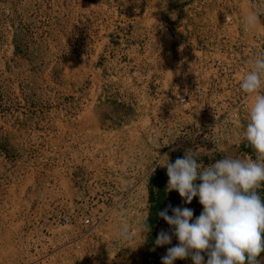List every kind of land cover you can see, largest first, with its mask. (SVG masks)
<instances>
[{"label": "rangeland", "instance_id": "obj_1", "mask_svg": "<svg viewBox=\"0 0 264 264\" xmlns=\"http://www.w3.org/2000/svg\"><path fill=\"white\" fill-rule=\"evenodd\" d=\"M192 1L0 0V264H155L178 244H155L161 224L138 230L142 182L159 153L174 162L200 142L164 130L158 91L147 100L86 92L168 88L178 44L167 30L191 22ZM249 1L264 12L262 0ZM116 95L132 100L114 104ZM180 113L173 104L170 118ZM235 143L197 158L241 157L246 143Z\"/></svg>", "mask_w": 264, "mask_h": 264}, {"label": "clouds", "instance_id": "obj_2", "mask_svg": "<svg viewBox=\"0 0 264 264\" xmlns=\"http://www.w3.org/2000/svg\"><path fill=\"white\" fill-rule=\"evenodd\" d=\"M261 15L264 13L250 11L244 19V30L255 31ZM240 88L246 94L245 103L251 102L243 139L255 158L225 156L205 166L198 160L197 151L186 150L174 162L167 160L163 165L169 178L165 191L178 192L185 204H191L198 197L203 210L195 219L194 210L188 207L169 204L158 212L169 230L162 229L155 244L170 245L173 237L178 240L161 257V264L188 258L194 264H262L259 257L264 253V197L261 195L264 190V53L251 61ZM138 230L151 231L148 218ZM119 236L125 242L133 239L127 223L122 224Z\"/></svg>", "mask_w": 264, "mask_h": 264}, {"label": "built area", "instance_id": "obj_3", "mask_svg": "<svg viewBox=\"0 0 264 264\" xmlns=\"http://www.w3.org/2000/svg\"><path fill=\"white\" fill-rule=\"evenodd\" d=\"M220 1L213 5L207 3L208 0H193L185 7V11L193 18L191 22H181L180 27L175 25L171 32L167 30L173 43L178 44L174 50L177 64L170 71L172 80L168 88H161V124L164 130L175 127L177 141L189 142L187 144L200 142L199 146L192 149L197 151V157L209 158L212 154L223 153L222 146L231 147L236 145L235 142L246 143L243 131L251 102L245 103L246 94L241 90L240 83L250 69L251 61L264 53V21L261 19L264 15H261L255 31L247 32L243 27L250 11L264 13L262 9H253L249 0ZM241 1H247L250 6L243 7ZM152 91L156 93L155 89ZM173 104L182 108V113L171 119ZM166 134L170 135L164 133L163 138ZM244 145L240 147L241 158L254 159V154L243 150ZM160 165L159 158L144 177L142 184L145 192L146 179ZM261 195L264 197V190H261ZM192 204H195L194 199L191 204H185L179 197L175 207L193 209ZM199 215L194 212V219ZM159 224L161 229L166 228L167 223L163 219L157 222V226ZM158 257L155 264H161L160 255ZM174 264L184 262L177 260Z\"/></svg>", "mask_w": 264, "mask_h": 264}, {"label": "crops", "instance_id": "obj_4", "mask_svg": "<svg viewBox=\"0 0 264 264\" xmlns=\"http://www.w3.org/2000/svg\"><path fill=\"white\" fill-rule=\"evenodd\" d=\"M184 12L186 13L185 10H184ZM156 38H158V37H156ZM129 43H131V42H129ZM152 90H153V88H94V90H89L86 93L89 94V96H90L94 92L96 94L97 100L100 98V95L101 96L103 95V98L101 97V100H104L107 93L113 94V95L119 93L120 95L125 94L128 97L129 96L131 97V96H135L136 93L142 92L143 94H145V99L147 100L148 99L147 94H150L152 92ZM156 91L161 92V88H156ZM117 98H119V97H117V95H116V97L113 98V103L115 102L114 104H119L120 102L124 103V102H122L124 100H126V102L128 103L132 100V99H124L122 97V99H118V101H119V103H118ZM253 156H255V154ZM159 157L161 159L160 167H158L156 171L150 173L148 178L145 181V184H146L145 204L147 207V212H146L147 218H149V216H150V211H151L152 206L156 205V203L158 201L159 188H163V192H164V197L162 198V201H161L162 210L164 208H166L169 204H171V205L175 204V203L177 204V201L179 200V197H180L176 191H171V192L165 191L169 178L167 176V169H166V167H163V165L167 162V160H169V158H168L167 154H162V153H159ZM149 170H150V168H149ZM149 170H148V172H149ZM157 173H159L161 175L162 181L157 179V177H156ZM151 197H153V200H154L153 202L150 200Z\"/></svg>", "mask_w": 264, "mask_h": 264}, {"label": "trees", "instance_id": "obj_5", "mask_svg": "<svg viewBox=\"0 0 264 264\" xmlns=\"http://www.w3.org/2000/svg\"><path fill=\"white\" fill-rule=\"evenodd\" d=\"M243 150L245 152L254 154L253 150L250 147H248L247 144L243 146ZM156 177H157L158 180L162 181V177H161V175L159 173L156 174ZM163 197H164L163 188H159L158 201H157L156 205L152 206L151 211H150V216L148 218V223H149L150 226H154L160 219H162V218L158 217L157 214H158L159 211L162 210L161 201H162ZM150 200L153 202L154 201L153 197H151ZM172 205H174V204H172ZM263 255H264V253H261V256H263Z\"/></svg>", "mask_w": 264, "mask_h": 264}, {"label": "water", "instance_id": "obj_6", "mask_svg": "<svg viewBox=\"0 0 264 264\" xmlns=\"http://www.w3.org/2000/svg\"><path fill=\"white\" fill-rule=\"evenodd\" d=\"M259 259L262 260L263 261L262 264H264V255L261 256Z\"/></svg>", "mask_w": 264, "mask_h": 264}, {"label": "bare ground", "instance_id": "obj_7", "mask_svg": "<svg viewBox=\"0 0 264 264\" xmlns=\"http://www.w3.org/2000/svg\"><path fill=\"white\" fill-rule=\"evenodd\" d=\"M262 261V260H261ZM263 262V261H262Z\"/></svg>", "mask_w": 264, "mask_h": 264}]
</instances>
